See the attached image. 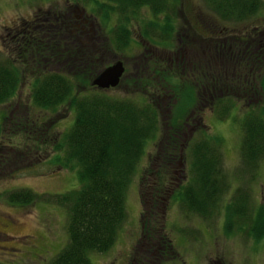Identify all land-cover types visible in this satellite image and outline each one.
Returning <instances> with one entry per match:
<instances>
[{
  "label": "trees",
  "instance_id": "trees-1",
  "mask_svg": "<svg viewBox=\"0 0 264 264\" xmlns=\"http://www.w3.org/2000/svg\"><path fill=\"white\" fill-rule=\"evenodd\" d=\"M81 1L93 4L91 9L100 23L113 21L107 37L85 17L76 19L73 15L45 10L8 27L12 35L8 42L2 43L0 105L14 96L23 77L28 75L32 79L29 107L14 106L8 109L10 113L2 109L0 112L9 114L3 118L0 128L10 123L17 145L26 147L29 140L35 145L34 153L50 147L56 153L54 158L59 168L77 167L79 186L64 193L37 195L28 188L2 193L8 204L26 206L39 200L66 211V242L46 264H91L90 253H103L112 246L125 218L128 185L146 143L156 139L159 133V144L154 156L148 159L149 168L144 171L147 177H140L141 229L144 236L154 240L140 258L151 259L152 254L163 250L158 210L161 198L168 193H173L172 198L185 213L210 220L222 209L225 232L234 227L255 241L264 239V206L251 209L249 194L240 187L234 188L225 199L230 185L221 168L223 139L205 133L203 123L205 109L212 110L218 121H225L241 97L244 100L250 94V99H255L254 82L249 85L236 74L231 75L227 62L232 59L228 55L218 59L226 68L216 69V64L211 67L216 60L205 52L204 81L197 85L198 90L179 82L181 72L174 63L183 67L181 54L177 61H172L171 67L169 61L148 59L146 55L145 59L139 58L142 64L132 66L134 73L125 74L124 69L112 88L126 86L132 91L129 95L134 93L131 97L109 95L108 89L94 88L90 85L92 78L115 54L128 49L129 26L137 11L143 9L153 18L142 24V38L151 44L169 47L179 0ZM207 2L219 18L235 21L253 16L261 4V0ZM262 51L264 44L253 55V70L259 72L264 65ZM261 89L262 95L257 101L250 103L249 97L245 99L247 105L239 118L241 163L253 170L264 160V78ZM82 90L91 91L82 93ZM65 105L68 110L73 109V122L65 132L54 131V123L66 116L61 112ZM41 112H52L55 117L44 118L46 115ZM196 117L199 118L197 125L191 121ZM15 145V149L22 148ZM6 148L0 144V175L1 167L8 164L15 151L10 146ZM182 158L188 164L186 180L173 186L178 164L183 168ZM14 166L12 163L11 169L6 167L8 176L14 172Z\"/></svg>",
  "mask_w": 264,
  "mask_h": 264
},
{
  "label": "rangeland",
  "instance_id": "rangeland-1",
  "mask_svg": "<svg viewBox=\"0 0 264 264\" xmlns=\"http://www.w3.org/2000/svg\"><path fill=\"white\" fill-rule=\"evenodd\" d=\"M92 5V3L85 4L81 0H0V59L4 56L2 43L4 40L8 42L12 35L8 27L15 26L21 23L22 20H30L31 16L37 11L49 10L56 12V14H69L76 19L85 17L95 23L101 30L102 35L107 37L109 34L108 29L113 24V21L108 24L100 23L94 16V11L91 9ZM212 7L207 0H179L174 31L171 43L167 48L151 44L142 38L140 35L142 24L153 18L150 13L143 9L137 11V16L132 19L129 26L131 40L128 49H125L120 54H115L108 64L115 60H120L126 71L125 74H132L134 73L132 66L142 64L139 58L143 56V59L147 55L148 59L153 57L157 60L168 62V58H179L178 54L185 52L183 48H188L200 54V45H204L209 52L212 48L219 47L216 35L229 34L234 30L245 29L257 24L262 26L264 24V0H261L260 9L253 16L238 21L219 18L213 12ZM193 21L194 26H189L188 23H193ZM195 21L204 24L205 27H209L208 33L186 31L188 34L186 35L183 28L188 30V28L198 27ZM185 24L188 27H185ZM199 33H204L205 35L206 41L202 44L197 41L199 40ZM202 56L203 54L201 53ZM202 58L205 59L206 56ZM218 59L220 58H215L216 61L213 62L211 67L216 64V69L226 68L227 66H224L225 63L223 62L222 65ZM176 64L177 62L174 64L175 68L181 72H177L180 78L176 75L180 80L179 82L198 90V86L194 85L190 77L186 76L187 70H182ZM263 67L259 72V74H263L262 76H264ZM228 68L231 75L241 73L240 66L237 63L234 66L228 64ZM257 70H252L251 75H256ZM262 76L261 78H263ZM261 78L254 81V86L256 87L255 99H250V94L245 97V99L249 97L250 103L257 101V98H261ZM31 79L28 75L22 78L14 96L5 104L0 105V111L5 109L10 113L11 110L8 109L14 106L26 105L29 107ZM91 90H82L81 92L86 93ZM130 92L132 91L126 86H121L120 89L111 88L106 90L109 95L123 97H131L134 93L129 95ZM237 95L239 97L242 96L240 93ZM245 99L242 100L241 97V102L237 104V107L232 110L230 117L225 121H218L214 117L212 110L205 109L203 123L205 133L218 135L223 139L221 168L226 181L230 185V191L225 195V199L229 197L234 188L240 187L241 191H246L249 194L250 207L254 209L257 206H264V160L259 161L255 170L249 169L241 163L239 118L247 105L244 102ZM61 110L66 116L54 123L53 129L57 132L67 131L74 119L73 109L68 110L67 105H65ZM9 113L0 112V124L3 123V118L8 116ZM41 113L46 115L44 118L49 117L50 120L55 117L52 116V112H49V114ZM41 118L44 119L42 116ZM9 127L10 123L7 122L0 128V144H4L7 148L10 146L11 151H14L13 145L14 143L17 145V139L11 135ZM160 134L156 135V139L149 140L146 143L145 152L128 185L124 199L125 218L117 232L114 243L103 253H90L88 255L90 263L264 264V239L255 241L234 227L230 231L225 232L223 229L222 209H219L220 212L210 220H202L194 214L183 212L177 201L172 198L173 193H168L161 198L160 210H158L161 228L159 232L161 236L162 233L164 236V238L162 237L164 245L160 244V248L163 250H158V252L152 254L153 258L151 259L142 260L140 258L143 250L149 248L151 242H154L153 239L144 236L141 229L142 207L140 205L139 191L143 187L140 186V177L142 176L145 179L147 177H145L144 171L149 168L148 159L155 154ZM27 142L29 144L26 147H23V144L17 145L22 148L15 149L12 152L11 160L7 162L8 164L4 162L7 165L1 167L0 263L3 264H46L66 242V211L59 206L39 200L26 206L8 204L4 201L2 193L16 188H28L37 195H51L61 194L79 186L77 167L71 170L59 168V163L54 158L56 153L50 147L46 151L39 149L34 153L32 147H35V145L29 140ZM58 154L61 156L62 152H58ZM18 161L20 162L18 163ZM12 163L15 165L12 167L15 170L8 176L6 167L11 169ZM180 163H182L183 168H181V164H178V170L175 172L176 180L172 184L173 186L186 180L184 175H187V161L182 158ZM169 190L172 191V187Z\"/></svg>",
  "mask_w": 264,
  "mask_h": 264
},
{
  "label": "flooded vegetation",
  "instance_id": "flooded-vegetation-1",
  "mask_svg": "<svg viewBox=\"0 0 264 264\" xmlns=\"http://www.w3.org/2000/svg\"><path fill=\"white\" fill-rule=\"evenodd\" d=\"M195 23L198 25V27L191 29L188 28V30L185 29L186 35H188L187 32L189 31H203L204 33H208L207 30L209 29V27H205L204 24H201L200 22L198 23L197 21H195ZM188 25L193 27L194 21L193 23L189 22ZM231 32L232 33L229 34L224 33L222 35H216L219 47L218 48L214 47L209 52L208 50H206V47L204 45L199 46L201 48L200 54L199 52H194L192 50H189L188 48L187 49L183 48L185 52L184 51L182 52L180 58V63L181 65H183L182 70L183 69L187 70L186 76L190 77L194 85H199L204 81V72H203L204 58L202 57L205 56L206 51L208 57L212 58L214 61L216 57L224 58V56L227 55L231 59H234L233 61L230 60L231 62L229 61V63L227 62V64L234 66L237 63L240 66L241 73L236 74V76L240 78L242 82L246 81V83H253L254 81H256V79L259 80L261 78L263 74H259L258 70L256 75L254 74L251 75L250 73L252 72L251 70H253L255 66L254 65L255 63L253 61V55L255 53L257 54L258 46H260V44H264V24L262 26L259 24L252 25L248 28L238 29L236 31L234 30ZM204 33L198 34L199 40L197 41L198 42L200 41L201 44L204 43V41H206ZM253 41L255 42L254 45H252ZM217 51H223V52L217 53ZM201 53L203 54L202 57H201ZM263 56H264V52L262 51L261 58ZM173 60L177 61V58L171 57V59L168 60L170 63V67L172 66ZM183 75L185 76V74ZM262 77L264 78V76ZM263 78H261V80ZM198 119L199 118L196 117L195 120L192 119L191 121L197 125L199 123ZM193 129L194 127L191 128V130Z\"/></svg>",
  "mask_w": 264,
  "mask_h": 264
},
{
  "label": "water",
  "instance_id": "water-1",
  "mask_svg": "<svg viewBox=\"0 0 264 264\" xmlns=\"http://www.w3.org/2000/svg\"><path fill=\"white\" fill-rule=\"evenodd\" d=\"M123 64L120 60L104 66L90 81V85L99 89L106 90L115 87L123 73ZM264 102V96L262 97Z\"/></svg>",
  "mask_w": 264,
  "mask_h": 264
}]
</instances>
